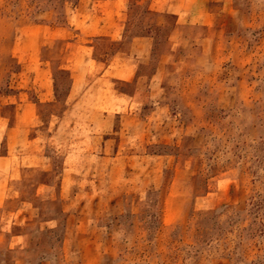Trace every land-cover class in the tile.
I'll return each instance as SVG.
<instances>
[{
	"label": "rangeland",
	"instance_id": "rangeland-1",
	"mask_svg": "<svg viewBox=\"0 0 264 264\" xmlns=\"http://www.w3.org/2000/svg\"><path fill=\"white\" fill-rule=\"evenodd\" d=\"M81 2L0 0V264H264V0L153 27L126 0L114 40ZM144 31L130 111L94 131L89 82Z\"/></svg>",
	"mask_w": 264,
	"mask_h": 264
},
{
	"label": "crops",
	"instance_id": "crops-1",
	"mask_svg": "<svg viewBox=\"0 0 264 264\" xmlns=\"http://www.w3.org/2000/svg\"><path fill=\"white\" fill-rule=\"evenodd\" d=\"M81 1L82 0H79L80 4H82ZM125 1L126 0H83V4L86 5L87 9L85 8L82 13H87L88 17H77L78 20L85 19L83 24L84 27L80 31L82 33H90V35L93 36H107L110 37L111 40H114L115 35L120 33L119 27L126 25L128 11H126V8L124 9L126 5ZM140 2L142 6L136 16V22L144 27L159 25L160 19L168 15L174 17L178 24L182 23L197 26L216 25L223 17L229 16L225 15V12L227 14H232L231 10L234 4V0H140ZM84 29L86 31H84ZM93 32L96 33L93 34ZM151 47L152 37L148 31L137 34L134 33L128 39L126 50L114 52L112 57L103 63L102 72L90 80L89 83H91V87L85 92L84 97H90V100L97 97V102H95L90 113L98 116L101 115L104 119H109L111 121L108 124L104 123L105 120H103V123L100 121L99 124H96L97 129L94 131L101 133H110L114 131L116 129V123H113L114 120H116L117 117H123L129 113L131 102L135 94L133 86L131 88V85L135 83L131 75V70L139 66L141 59H146ZM92 61L95 64L98 60L92 59ZM83 62V65L76 67L74 62L72 61L71 64L70 61L72 74L74 76H79V81L82 76H85L90 70L89 64L91 65V61L85 62L83 60ZM142 62H145V60ZM118 84L124 86L118 87ZM153 84L156 83L152 74L151 78L148 79V87L152 88ZM148 96L150 95L148 94ZM97 149L101 151V144L98 145ZM100 151H98V160L102 159ZM35 156L37 157V154H35ZM103 160L105 162L110 160L111 163L115 161V158H112L111 155L103 156ZM10 164V158L0 155V172L9 170ZM30 165L37 166V163L32 162ZM1 193L0 189V203L2 204L3 194ZM76 196H78V193H76Z\"/></svg>",
	"mask_w": 264,
	"mask_h": 264
}]
</instances>
